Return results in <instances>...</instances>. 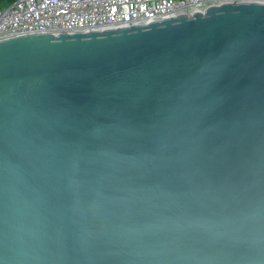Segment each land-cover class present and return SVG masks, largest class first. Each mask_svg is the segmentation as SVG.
Masks as SVG:
<instances>
[{"label":"water","instance_id":"obj_1","mask_svg":"<svg viewBox=\"0 0 264 264\" xmlns=\"http://www.w3.org/2000/svg\"><path fill=\"white\" fill-rule=\"evenodd\" d=\"M0 264H264V0L0 41Z\"/></svg>","mask_w":264,"mask_h":264},{"label":"built area","instance_id":"obj_2","mask_svg":"<svg viewBox=\"0 0 264 264\" xmlns=\"http://www.w3.org/2000/svg\"><path fill=\"white\" fill-rule=\"evenodd\" d=\"M240 0H15L0 9V41L34 34L104 31L190 15Z\"/></svg>","mask_w":264,"mask_h":264},{"label":"trees","instance_id":"obj_3","mask_svg":"<svg viewBox=\"0 0 264 264\" xmlns=\"http://www.w3.org/2000/svg\"><path fill=\"white\" fill-rule=\"evenodd\" d=\"M15 0H0V9L8 7L11 5Z\"/></svg>","mask_w":264,"mask_h":264}]
</instances>
